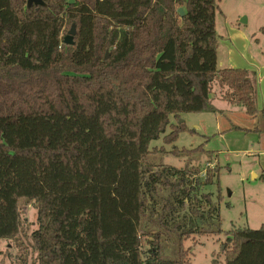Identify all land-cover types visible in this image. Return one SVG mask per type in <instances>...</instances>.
<instances>
[{"label":"trees","instance_id":"trees-1","mask_svg":"<svg viewBox=\"0 0 264 264\" xmlns=\"http://www.w3.org/2000/svg\"><path fill=\"white\" fill-rule=\"evenodd\" d=\"M68 1L0 0V242L25 252L18 264L23 237L30 264H189L185 242L224 233L220 189L202 192L220 167L203 143L172 148L180 168L165 149L197 134L184 113L222 114L214 87L255 120L232 130L264 134L255 75L216 68V0ZM22 201L35 209L29 237ZM222 247L210 264H264V225L231 226Z\"/></svg>","mask_w":264,"mask_h":264},{"label":"rangeland","instance_id":"rangeland-1","mask_svg":"<svg viewBox=\"0 0 264 264\" xmlns=\"http://www.w3.org/2000/svg\"><path fill=\"white\" fill-rule=\"evenodd\" d=\"M218 2L219 11L215 13V18L221 24L225 33L229 29L236 28L240 30L246 38L249 53L254 58V65H247L243 61V69L253 73L258 72V76L263 75L264 85V32L260 29L264 28V0H216ZM71 26H66L62 32L63 38L68 35ZM228 41H224L221 46L224 50L220 51V55H227L226 49L231 48L232 53L239 56L244 52L243 44L235 42L233 45H227ZM226 48V49H225ZM106 53L105 55H107ZM221 56V57H222ZM223 58V57H222ZM249 62V61H247ZM260 73V74H259ZM214 95L220 94L217 87L213 88ZM223 93V92H222ZM214 107L224 109V114H189L184 113L179 122L185 123L190 129L197 132L196 135L188 133L180 134L173 145H168L163 161L165 165L180 168L185 163L184 159L174 156L171 153L172 148L193 149L204 144V149L213 153L210 158L209 167L216 164L220 167L219 187L212 184L203 188L202 192L212 194L214 201L217 200V189H220L222 195L219 203V214L221 220V230L224 233L220 236L195 237L183 244L184 248L190 246L192 255L189 264H210L215 257L222 261L221 255L225 247H222L226 241V232H229L231 226L236 228L247 227L257 230L258 227L264 225V182L259 179L254 181L253 176L249 173L251 166L254 164V158L246 156L245 150L250 147H257V135H245L241 131L226 132L233 126L247 128L252 125L251 119L246 117L241 107L227 106L225 103L213 102ZM171 123L174 120L171 118ZM170 131L166 130V134ZM225 132V133H224ZM210 137V138H208ZM161 138L150 142V147H161ZM264 141V137H261ZM209 156L203 155L195 164L199 163L198 169L205 170L206 162ZM217 157V158H216ZM264 161V158H262ZM197 166V165H196ZM203 175V173H202ZM20 213L25 223L24 230L29 237L31 231L36 228L35 209L33 204L25 201L21 202ZM22 235V234H21ZM23 236V235H22ZM28 252V264H30L31 252L29 251V243L22 238ZM21 255L24 258L25 252H21L17 248L15 241L0 242V264H18L17 257Z\"/></svg>","mask_w":264,"mask_h":264},{"label":"crops","instance_id":"crops-1","mask_svg":"<svg viewBox=\"0 0 264 264\" xmlns=\"http://www.w3.org/2000/svg\"><path fill=\"white\" fill-rule=\"evenodd\" d=\"M215 17H214V19H215V30H216V35L218 37V48H217V54H216L217 55L216 68L217 69H235V68L243 69L242 67H245V66H242L243 61H245V63L247 65H250V64L254 65V58L249 53V47H247V42H246L245 36H243L242 33L240 32V30H237L236 28L229 29L228 32L225 33V29H223V24L226 21L224 20V22L221 24V22H218ZM224 41H228V42H226V43H228L227 45H231V46L235 42H240L243 44V48H245V49L243 50L244 53L239 56L241 58V59H239V62L237 60V55L232 53L231 48H227V49L225 48L227 55L222 56L219 54L221 50H224V48L221 46V44H223ZM247 61H249V62H247ZM252 74L255 75L254 85H255V89H256V106L258 107L259 110H264L263 75L260 77V76H258V72H254V71ZM214 101H217L218 103H224L220 99V94L213 96V102ZM227 106L230 107V105H227ZM217 110H220L222 112V114L225 113L224 109H220V108L218 109L217 108ZM242 112L244 113V110ZM251 122H252V125H250L246 129L251 130L254 128L255 120L251 119ZM234 127H236V126H234ZM232 128L233 127L226 129V132L235 131V130H232ZM243 129H245V128H243ZM239 131H241V130H239ZM241 132L245 135H252L253 134V133H245L243 131H241ZM253 135H257V138H256L257 147H255V148L250 147L248 150L244 151V154L246 156L253 157L255 159L254 164L251 166V168L249 170V173L251 174V176H253L254 181L259 179L260 181L264 182V161L262 159V158H264V141L261 138V137H264V134H253Z\"/></svg>","mask_w":264,"mask_h":264},{"label":"water","instance_id":"water-1","mask_svg":"<svg viewBox=\"0 0 264 264\" xmlns=\"http://www.w3.org/2000/svg\"><path fill=\"white\" fill-rule=\"evenodd\" d=\"M72 3H73V0L68 1V4H72ZM32 6L41 7V6H44V3L42 2V0H26L25 7L27 9H30ZM177 12H178L180 17H182L184 15L183 8L178 9ZM74 35H75V26L73 25L71 27L70 31L68 32V35L62 39L63 43L67 46H73L74 41H72V39H73ZM106 59H107V57H106Z\"/></svg>","mask_w":264,"mask_h":264}]
</instances>
